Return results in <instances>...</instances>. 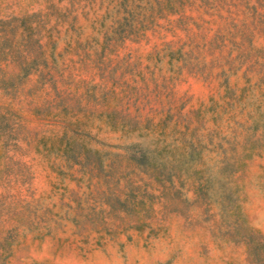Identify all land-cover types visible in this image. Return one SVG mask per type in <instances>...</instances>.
Instances as JSON below:
<instances>
[{"label":"rangeland","instance_id":"rangeland-1","mask_svg":"<svg viewBox=\"0 0 264 264\" xmlns=\"http://www.w3.org/2000/svg\"><path fill=\"white\" fill-rule=\"evenodd\" d=\"M0 264H264V0H0Z\"/></svg>","mask_w":264,"mask_h":264},{"label":"trees","instance_id":"trees-1","mask_svg":"<svg viewBox=\"0 0 264 264\" xmlns=\"http://www.w3.org/2000/svg\"><path fill=\"white\" fill-rule=\"evenodd\" d=\"M125 146L130 147L128 156L132 160L141 164H160L162 159L157 157V150L151 147L143 146L139 141L129 142Z\"/></svg>","mask_w":264,"mask_h":264}]
</instances>
